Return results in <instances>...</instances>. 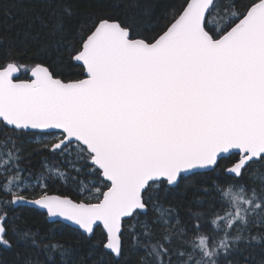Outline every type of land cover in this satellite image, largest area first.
Returning a JSON list of instances; mask_svg holds the SVG:
<instances>
[{"label":"snow or ice","instance_id":"obj_1","mask_svg":"<svg viewBox=\"0 0 264 264\" xmlns=\"http://www.w3.org/2000/svg\"><path fill=\"white\" fill-rule=\"evenodd\" d=\"M19 7L0 0L5 31ZM13 22L44 59L19 79L15 44L0 50V264H87L21 225V205L113 264H256V248L264 264V174L249 167H264V0H105L87 16L35 0ZM29 134L55 163L31 164ZM61 182L85 199L50 194Z\"/></svg>","mask_w":264,"mask_h":264},{"label":"trees","instance_id":"obj_2","mask_svg":"<svg viewBox=\"0 0 264 264\" xmlns=\"http://www.w3.org/2000/svg\"><path fill=\"white\" fill-rule=\"evenodd\" d=\"M105 0H78V8L81 16H87L88 13L95 11L98 7H100ZM243 2H246V0H243ZM35 3V0H21L22 7L12 9V13L10 18L7 21V24L11 25V27L7 28L5 31V25L0 24V33H3L5 36L3 46L0 48V50H3V48H7L9 45L15 44V47L17 49V54L22 57V59L19 61L20 67L22 69V75L21 78H28V72L25 71V69H30L32 66H34L35 63H40L44 57L40 55L38 50L33 49L29 52H24L20 41L23 39V33L19 32L18 29L22 27V25L16 24L13 22V18L15 20H20L23 18V7H28L29 5ZM0 139H3V137H0ZM40 140L39 136H34L29 134L26 136L23 141V149L26 154H31L30 160L31 164L33 166H36L39 164L40 160L44 157L49 158L50 161L53 163L56 162L55 158L50 152L47 151H41V145L38 142ZM236 159H238V156H228L225 159L220 160V167H225L228 164L234 162ZM249 167L256 169L257 174H264V167H261L259 164L253 163ZM217 173H219V169H217ZM208 177L212 180L216 179V173H208ZM85 185L88 184L87 178H83ZM49 192L50 193H58L61 195H68L74 200L80 201L84 200V196H80L77 194L76 188L74 185H64L61 183H54L49 185ZM91 202H96L95 199H93ZM16 217L19 219L20 224L29 225L33 231L39 232L41 235H44L46 233H50L53 230L56 234V239H62L68 241L70 244L79 246L80 247V253L81 258L84 259L87 264H99L101 260H103V264H113V261L110 257V255L106 254L108 250L104 249L102 246L98 247L96 249V252L93 256L89 257L87 255L88 253V247L87 244H81L80 243V237L77 233V229L73 228L70 225L64 224L62 222H50L47 219V214L45 211L30 207V206H20L17 209ZM129 221H124V226L127 227ZM103 239L101 235V229L97 228L95 236L91 238V240H101ZM125 243H127V233H125ZM260 249L256 248L252 253V259L256 261V264H258L260 257ZM12 254L11 252H0V260H11Z\"/></svg>","mask_w":264,"mask_h":264},{"label":"water","instance_id":"obj_3","mask_svg":"<svg viewBox=\"0 0 264 264\" xmlns=\"http://www.w3.org/2000/svg\"><path fill=\"white\" fill-rule=\"evenodd\" d=\"M21 75H22V69H21L20 73L18 74V77H17V78H19V79H28V78H30V71L28 72V78H21ZM227 157H228V156H227ZM50 194L61 195V194H58V193H50ZM69 197H70V196H69ZM70 198H71V197H70ZM72 199H73V198H72ZM26 206H31V205H26ZM31 207H34V206H31ZM34 208H37V207H34ZM37 209H39V208H37ZM39 210H42V209H39ZM42 211H45V212H46V210H42ZM46 214H47V213H46ZM47 219H48V221H50V222H55V221L62 222V223H64V224L70 225V226H72L73 228L77 229V226H75L71 221H67V220H65V219L62 218V217H48V216H47Z\"/></svg>","mask_w":264,"mask_h":264},{"label":"flooded vegetation","instance_id":"obj_4","mask_svg":"<svg viewBox=\"0 0 264 264\" xmlns=\"http://www.w3.org/2000/svg\"><path fill=\"white\" fill-rule=\"evenodd\" d=\"M21 206H26V205H21ZM31 207V206H30ZM34 208V207H33ZM37 209V208H36Z\"/></svg>","mask_w":264,"mask_h":264},{"label":"rangeland","instance_id":"obj_5","mask_svg":"<svg viewBox=\"0 0 264 264\" xmlns=\"http://www.w3.org/2000/svg\"><path fill=\"white\" fill-rule=\"evenodd\" d=\"M40 138V137H39ZM50 137H48V138H45V139H49ZM41 139V138H40Z\"/></svg>","mask_w":264,"mask_h":264}]
</instances>
